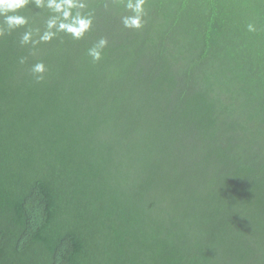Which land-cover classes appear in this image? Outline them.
Segmentation results:
<instances>
[{"label": "trees", "instance_id": "1", "mask_svg": "<svg viewBox=\"0 0 264 264\" xmlns=\"http://www.w3.org/2000/svg\"><path fill=\"white\" fill-rule=\"evenodd\" d=\"M131 4L0 16V264H264V0Z\"/></svg>", "mask_w": 264, "mask_h": 264}, {"label": "clouds", "instance_id": "2", "mask_svg": "<svg viewBox=\"0 0 264 264\" xmlns=\"http://www.w3.org/2000/svg\"><path fill=\"white\" fill-rule=\"evenodd\" d=\"M26 3L27 0H0V16H4V20L9 26L23 24L25 21L22 16L7 15V13L15 12L16 10L22 8ZM142 4H143V0H136L135 8L137 11L142 9ZM49 6L54 7L58 11L64 9L66 6V9L63 11V15L65 18H67L70 15L67 9H71L72 7L75 6V0H49ZM129 6L130 7L132 6L131 0H129ZM130 22L133 25L139 26L138 18H131ZM75 23H78V27H75L73 25H65L63 23H61L60 27L61 28L67 27L69 31L73 32L76 35H79L83 30H85L88 27L89 22L86 21L85 19H79L75 21ZM25 39H27V35L25 36ZM92 54L97 58L99 56V53L97 52H93ZM35 70L42 72L43 66L37 65Z\"/></svg>", "mask_w": 264, "mask_h": 264}]
</instances>
